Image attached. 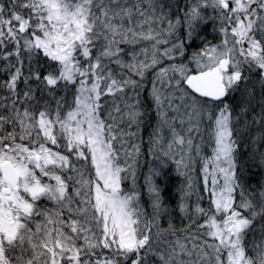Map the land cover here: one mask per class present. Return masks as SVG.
I'll list each match as a JSON object with an SVG mask.
<instances>
[{
    "label": "snow or ice",
    "instance_id": "obj_1",
    "mask_svg": "<svg viewBox=\"0 0 264 264\" xmlns=\"http://www.w3.org/2000/svg\"><path fill=\"white\" fill-rule=\"evenodd\" d=\"M0 264H264V0H0Z\"/></svg>",
    "mask_w": 264,
    "mask_h": 264
},
{
    "label": "rangeland",
    "instance_id": "obj_2",
    "mask_svg": "<svg viewBox=\"0 0 264 264\" xmlns=\"http://www.w3.org/2000/svg\"><path fill=\"white\" fill-rule=\"evenodd\" d=\"M144 152H147V145H146V142H145V147L143 149ZM150 158V157H149ZM172 175H176L175 173H173ZM142 179V178H141Z\"/></svg>",
    "mask_w": 264,
    "mask_h": 264
},
{
    "label": "trees",
    "instance_id": "obj_3",
    "mask_svg": "<svg viewBox=\"0 0 264 264\" xmlns=\"http://www.w3.org/2000/svg\"><path fill=\"white\" fill-rule=\"evenodd\" d=\"M175 176H176V175H173L174 180H175Z\"/></svg>",
    "mask_w": 264,
    "mask_h": 264
}]
</instances>
